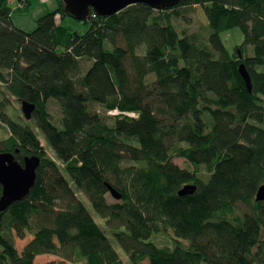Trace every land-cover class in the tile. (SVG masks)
<instances>
[{"label":"trees","instance_id":"obj_1","mask_svg":"<svg viewBox=\"0 0 264 264\" xmlns=\"http://www.w3.org/2000/svg\"><path fill=\"white\" fill-rule=\"evenodd\" d=\"M55 1L27 31L12 14L30 1L13 8L0 0V94L36 105L28 120L9 112L8 97L0 101V132H8L0 152L19 149L22 164L41 158L30 194L0 211V264H35L44 254L63 259L49 264H264V201L256 200L264 184V0L133 4L105 16L92 9L86 20ZM197 5L205 41L174 23L180 7ZM69 16L89 30L64 24ZM236 27L244 41L231 53L221 34ZM83 58L92 63L81 74ZM50 99L60 104L59 124ZM95 105L116 113L103 116ZM62 145L75 153L64 165L46 149ZM187 184L197 190L180 195ZM110 187L120 199L109 200ZM164 231L172 245L154 240ZM28 234L20 252L16 237Z\"/></svg>","mask_w":264,"mask_h":264},{"label":"rangeland","instance_id":"obj_2","mask_svg":"<svg viewBox=\"0 0 264 264\" xmlns=\"http://www.w3.org/2000/svg\"><path fill=\"white\" fill-rule=\"evenodd\" d=\"M10 4L13 8H16L20 4V0H10ZM55 0H31L29 8L20 9L16 12H13L12 17L14 23L19 28H22L27 31L33 30L38 22V19L44 15L46 12L51 11L55 8ZM180 15L175 18L174 23L180 32H184L187 35L195 36L198 41H205L207 32H205V26L208 24V21L204 15V12L200 6H187L180 7ZM64 24L70 26L74 31L79 32L80 34H85L89 28L90 24L83 21H78L72 17H67L64 21ZM221 37L224 41L226 48L233 53L239 47V45L244 41V35L239 27L233 28L232 30L223 32ZM143 50H141L142 52ZM249 53H253V47H249ZM92 61L88 58H83L81 60V74H84L87 69L90 67ZM5 97H8L7 108L10 113H16L24 116L22 111V102L19 101L16 97L9 95L7 92L0 94V101L4 100ZM97 111L103 115L116 113L115 111L106 112L105 109L100 105H95ZM47 110L50 114L51 119L59 124L62 117V110L59 102L56 99H50L48 102ZM1 137H6L8 132L6 129H2L0 132ZM48 155L56 160L61 165L66 164L71 158L75 156L74 151L67 145H62L60 147L51 148L46 146ZM174 162L181 167L193 168V166L186 161L184 158L175 157ZM205 181H208L210 175L205 166H201L199 173ZM86 201V197H83ZM109 200L114 201L115 198L110 193ZM90 211L94 214L96 218H99L98 214L95 213L94 208L91 203L88 202ZM249 208L245 205L239 206V211L243 212ZM33 238L31 234H28L25 238L21 239L18 236L16 237L17 247L20 252L23 251L25 245ZM173 234L170 231L160 232L154 235V240L160 245H172ZM118 246V249L123 252L122 248ZM126 258V257H125ZM63 261L60 256L53 254H44L36 258L35 264H49V263H59ZM142 264H150L149 259H145Z\"/></svg>","mask_w":264,"mask_h":264},{"label":"water","instance_id":"obj_3","mask_svg":"<svg viewBox=\"0 0 264 264\" xmlns=\"http://www.w3.org/2000/svg\"><path fill=\"white\" fill-rule=\"evenodd\" d=\"M65 11L78 20H86L92 9L101 16L113 15L133 4H145L156 9L171 8L181 0H63ZM239 71L246 81L248 88L252 89V83L248 69L244 63L240 64ZM36 105L22 101V111L26 119H31ZM15 152H0V183L3 187L0 197V211L7 210L13 203L26 198L36 184L38 168L41 158L38 155H27L23 164L16 158ZM111 194L116 199L121 194L110 187ZM197 190L195 184H187L180 191V195L191 194ZM257 201H264V184L256 194Z\"/></svg>","mask_w":264,"mask_h":264},{"label":"crops","instance_id":"obj_4","mask_svg":"<svg viewBox=\"0 0 264 264\" xmlns=\"http://www.w3.org/2000/svg\"><path fill=\"white\" fill-rule=\"evenodd\" d=\"M30 1V3H31V0H29ZM24 4V3H23ZM19 6V8H21L22 7V2H21V0H20V4L18 5ZM24 6V5H23ZM47 13V12H46Z\"/></svg>","mask_w":264,"mask_h":264},{"label":"bare ground","instance_id":"obj_5","mask_svg":"<svg viewBox=\"0 0 264 264\" xmlns=\"http://www.w3.org/2000/svg\"><path fill=\"white\" fill-rule=\"evenodd\" d=\"M135 114V113H134Z\"/></svg>","mask_w":264,"mask_h":264}]
</instances>
